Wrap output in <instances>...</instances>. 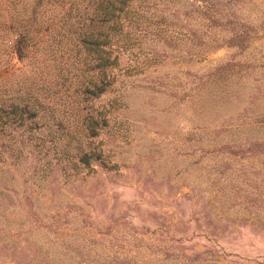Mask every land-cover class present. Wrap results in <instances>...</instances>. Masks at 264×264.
<instances>
[{
	"label": "rangeland",
	"instance_id": "obj_1",
	"mask_svg": "<svg viewBox=\"0 0 264 264\" xmlns=\"http://www.w3.org/2000/svg\"><path fill=\"white\" fill-rule=\"evenodd\" d=\"M236 1L261 24L264 0ZM174 10H160L174 38L124 51L113 86L92 99L102 114L81 146L88 163L72 168L53 149L45 163L35 136L46 125L30 142L22 127L0 132V264H264V31L237 54L198 50L195 28L210 42L228 30ZM184 28L189 37L175 38ZM233 53L243 74L212 101L199 76ZM78 245L100 262L82 260Z\"/></svg>",
	"mask_w": 264,
	"mask_h": 264
},
{
	"label": "trees",
	"instance_id": "obj_2",
	"mask_svg": "<svg viewBox=\"0 0 264 264\" xmlns=\"http://www.w3.org/2000/svg\"><path fill=\"white\" fill-rule=\"evenodd\" d=\"M236 2L0 0V132L6 127H22L21 134L28 133L30 142L36 132L33 130L46 125V135L40 139L39 134L35 136V146L46 145L44 157L53 149L59 154L58 158L63 157L72 168L79 167L78 161L88 163L91 153L81 146L88 140L87 135L96 133L97 115L102 114L92 105V99L113 86L116 80L113 68L119 65L120 55L124 51L127 55L148 53L149 39L168 43L174 38L165 27L168 14L160 10L175 7L172 14L178 20L181 16L192 18L196 12L200 19H207L208 26L228 30L221 39L212 42L197 35L196 28L192 33L196 45L200 46L198 50L210 51L228 45L234 47L237 54L249 46L250 38L260 35V29L264 31V19L256 25L241 18L234 7ZM178 10H183L181 15ZM179 34L186 39L189 37L185 28L175 31V38ZM235 54L212 68L206 79L204 75L199 76L202 83L208 80L205 86H210V93L213 92L212 101L223 97L231 80L238 81L243 74L244 62L235 58ZM13 55L17 60H26L25 66L17 64ZM49 60H56L52 72ZM16 70L23 72L14 82H8L7 77ZM105 118L102 116L103 120ZM52 122L57 123L59 129H53ZM46 141L49 142L46 144ZM246 141L248 147L256 144L249 142L248 137ZM258 144L256 147L264 148V137ZM45 163H49V159ZM63 216L68 218V213ZM76 249L82 260L100 262L90 255L89 249L85 252L81 245Z\"/></svg>",
	"mask_w": 264,
	"mask_h": 264
}]
</instances>
